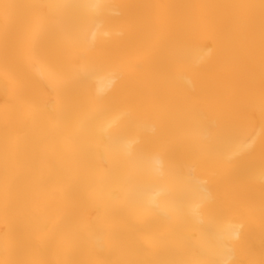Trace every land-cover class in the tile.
Returning a JSON list of instances; mask_svg holds the SVG:
<instances>
[{"label": "bare ground", "instance_id": "obj_1", "mask_svg": "<svg viewBox=\"0 0 264 264\" xmlns=\"http://www.w3.org/2000/svg\"><path fill=\"white\" fill-rule=\"evenodd\" d=\"M0 264H264V0H0Z\"/></svg>", "mask_w": 264, "mask_h": 264}]
</instances>
